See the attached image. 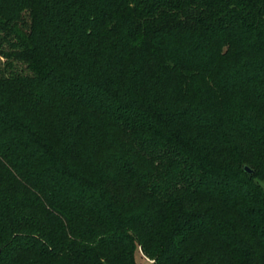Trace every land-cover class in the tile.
Masks as SVG:
<instances>
[{
    "label": "trees",
    "instance_id": "16d2710c",
    "mask_svg": "<svg viewBox=\"0 0 264 264\" xmlns=\"http://www.w3.org/2000/svg\"><path fill=\"white\" fill-rule=\"evenodd\" d=\"M0 57V264H264V0H0Z\"/></svg>",
    "mask_w": 264,
    "mask_h": 264
},
{
    "label": "rangeland",
    "instance_id": "374dc122",
    "mask_svg": "<svg viewBox=\"0 0 264 264\" xmlns=\"http://www.w3.org/2000/svg\"><path fill=\"white\" fill-rule=\"evenodd\" d=\"M4 49L6 51L9 50V48H7L6 46L4 47ZM5 63H7V62H5V59L0 57V67H2ZM10 63L13 64L14 69H16V70H25L24 64L18 63V61H15L14 59H12ZM251 181L256 186H258L261 189V191H263V193H264V180H261L257 177H255V178L253 177V179ZM135 261L137 264H149L152 262L149 258H147L146 256L143 255L142 250H140L139 247H137V251L135 254Z\"/></svg>",
    "mask_w": 264,
    "mask_h": 264
},
{
    "label": "water",
    "instance_id": "95a60500",
    "mask_svg": "<svg viewBox=\"0 0 264 264\" xmlns=\"http://www.w3.org/2000/svg\"><path fill=\"white\" fill-rule=\"evenodd\" d=\"M244 170L247 174L252 173V170L250 168L244 167Z\"/></svg>",
    "mask_w": 264,
    "mask_h": 264
}]
</instances>
